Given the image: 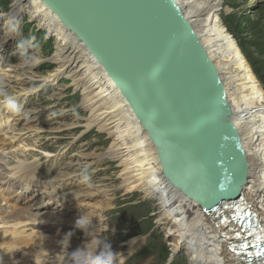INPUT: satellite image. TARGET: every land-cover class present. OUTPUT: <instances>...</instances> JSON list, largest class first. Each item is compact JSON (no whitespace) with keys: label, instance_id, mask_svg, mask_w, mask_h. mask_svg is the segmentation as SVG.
<instances>
[{"label":"bare ground","instance_id":"1","mask_svg":"<svg viewBox=\"0 0 264 264\" xmlns=\"http://www.w3.org/2000/svg\"><path fill=\"white\" fill-rule=\"evenodd\" d=\"M176 1L199 34L224 82L235 115V125L239 130L250 164L249 181L243 193L245 205L256 211V217L264 223V90L235 40L218 21L217 3L207 6V0ZM24 12H27L28 18L35 26H40L49 33L54 44L53 53L46 60L37 49H31L32 54L40 57L38 66L32 67L21 62L15 65L7 64L5 68L0 69V76L4 77L6 84L12 85V90L16 93L23 92V95L28 96L32 89L31 86L26 87L25 82L36 81L38 79L36 77L40 75L37 68L42 62L52 61L54 68L48 75L42 77L43 81L54 83V80L52 81L54 78L56 80L58 77L67 78L69 86L72 85L74 89L79 90L80 105L84 112L77 118L75 124L84 123L83 126L87 129L102 132L105 140L102 142L104 144L102 153L97 151V144L92 143L86 145L87 148H91L88 154L85 152L81 155L78 151L79 153L69 157L67 163L74 169L72 175L66 171L48 169L43 176H40L38 163L24 159L9 170L13 177H20L21 182L14 184L11 179L5 177L6 173L3 174L4 165L0 162V184L5 185L3 190L16 189V186H21L23 189L21 202L23 210L18 212L17 218L23 216L24 221L19 222L11 232L0 233V246L4 247L7 264H14L19 250L25 253V246L30 248V255H33L31 259L37 261L44 260L47 256L58 255L57 252L60 251V259H52L51 263L66 264L65 245L62 244L66 234L58 232L57 235H53L50 232H43L41 221L68 223L66 225L75 228V222L82 215L85 219H92V226L98 228V232L104 235L114 252L122 256L126 255L127 252L118 242L112 224L105 225L102 222L104 220L102 212L108 207H113L115 191L105 186L106 183L102 186L101 181L98 184H94L95 182L85 184L78 176L80 175L78 172L83 173L80 171L81 168L86 169L83 164L89 163H96V166L93 164L96 167L95 171L106 173L109 171L108 167H111L106 166V161L111 162L113 168H118L116 175L110 177L119 185H110L111 188L119 187L124 192H140L141 196L153 199L158 205L157 222L173 239L169 242L171 257L180 248H184L191 264H247L241 260L240 253H236L239 251H233L231 248V242L237 240L233 237L235 232L232 229L233 222L228 224L217 222L206 213L205 209L183 195L166 179L162 172L157 147L119 89L84 43L44 3L40 0H12L9 11L2 16V25H5V28L1 36L7 35L17 26L22 27L21 19ZM15 47L16 52L17 44ZM6 49L7 46L0 48V51ZM15 97L20 103L18 96ZM8 113L11 117L6 121H13L9 126L11 135L9 133L3 135L0 144H3L6 138H10L8 147H12L17 142L18 150L25 157L27 151L30 153L31 147L25 151L26 140L22 139L20 134L24 131L25 133L28 130L32 131V136L29 135L32 139L28 140H34L33 142L36 143L40 137H36L37 133L45 128V122L48 121L35 119V124L30 126L26 118L29 114L23 110L20 114L23 122L22 124L20 122V128L17 126L20 120L16 118L18 115L9 110ZM46 130L55 134L57 132L55 128L50 127H46ZM61 149V153L55 155L56 161L68 154L67 146ZM100 157L103 159L101 163ZM96 160H99V163ZM73 177L78 181L77 190L63 192V188L68 185L73 186ZM80 187H82L81 191ZM93 214L96 218L91 217ZM0 224L7 228L8 219H0ZM70 242L72 243L69 244L68 251L72 252L88 241L83 243L70 239ZM143 242L144 238L132 237L127 241V248L131 252L135 251ZM130 257L131 254L127 256L126 261ZM31 259L21 254L16 258L20 264L30 263ZM252 263L264 264V260L254 259Z\"/></svg>","mask_w":264,"mask_h":264},{"label":"water","instance_id":"2","mask_svg":"<svg viewBox=\"0 0 264 264\" xmlns=\"http://www.w3.org/2000/svg\"><path fill=\"white\" fill-rule=\"evenodd\" d=\"M40 1L119 89L157 147L166 179L217 222H233L232 229L246 236L250 259H262L249 240L252 219L243 193L250 164L233 108L217 66L180 4Z\"/></svg>","mask_w":264,"mask_h":264},{"label":"rangeland","instance_id":"3","mask_svg":"<svg viewBox=\"0 0 264 264\" xmlns=\"http://www.w3.org/2000/svg\"><path fill=\"white\" fill-rule=\"evenodd\" d=\"M11 2L12 0H0V15L1 16L6 15V13L9 11ZM215 3H217L218 5L217 11H216L217 16H218V21L223 25L225 31L230 36H232V38L235 40L238 49L241 51V53L244 56V59L250 65L252 70H254L250 60H248V57H247L250 55L246 53V52H249V51H246L245 49L246 47H248L246 39H244L242 34L231 32L228 29L227 23L228 22H231V24L234 23L233 17H232V14L234 13L237 16L246 15L250 19H253L257 16L263 17L264 16V0H231V1L230 0H207L206 5L210 6ZM21 24L23 26L22 30H23V34L26 40L30 41L33 46L31 49H37L39 52H41L44 59L48 60L51 57L53 50H54V44L52 42L51 37H49V33H47L44 28H41L40 26L39 27L35 26V24L32 23V20L28 18L27 12L23 13ZM242 27L243 25L241 26V28ZM5 37L6 35L4 36L0 35L1 41ZM18 38H19V41H21L23 39V36L19 33ZM9 42H11V39L8 40L7 43ZM5 46H7V44ZM260 60H264V53H263V58H260ZM53 68H54V64L52 61L49 60L48 62H42L41 66L37 68L40 74L39 76L36 77L38 79L36 81H32L31 83L25 82L26 87L31 86L30 89H36V93H34L33 96L29 95V98L24 99L22 101L26 114L30 115L29 117H26L31 123V124L29 123V125L30 126L34 125L35 121L39 119L43 122L45 121H48V122H45V128L40 130L39 133H37L36 137L40 136L38 137L40 141L38 140V142H36L37 144L33 142L34 140H32L31 142L37 145V152L33 154L32 156H29L31 155V153H27L24 159H27L26 161L31 162L32 160L37 158L39 159V161H41L44 167V170L46 171L48 169L53 170L56 167L55 165L56 160H57L56 156L61 153L62 147L67 146L68 154L67 156L62 158V160H65V159L66 160L64 163H61L58 165V169H59L58 171H63V172L66 171V172H69L70 175H72V172H74V169L73 167L69 166V164L67 163V160H70L69 157L73 155L74 153H77L78 151L80 152V154L81 153L85 154V152H87L86 154H88L91 148L89 147L87 148V146L91 145L92 143L94 145L97 144L98 146L97 151L102 153L104 150V147H103L104 144L102 142L105 140V136L102 132H99L98 130H93V129H89L88 134L82 136V134L88 129L83 126L84 123L83 124L81 123L82 125H79L78 123L75 124V122L77 121V118L84 114L83 109L80 105L79 90L77 88L74 89L72 85L69 86V80H67V78L65 77H58V80H56L55 78L52 79V81L54 80L53 81L54 83L43 81L42 77L48 75ZM255 76L256 78L259 77L257 76L256 73H255ZM258 81L260 82L264 90L263 81L259 78H258ZM45 82L49 83L52 87L51 90L48 92L42 90ZM6 86H7L8 91L12 95L17 96L15 94L16 92L12 90L11 84H6ZM17 86H19V84H17ZM50 112L51 114H49ZM22 123L23 122L21 121V124ZM54 123L56 125H54ZM21 124L19 123L18 125L20 126V128H21ZM46 127L55 128L58 133L57 132L56 134L50 133L46 130ZM20 135H21V138L25 140L32 139L31 137L32 131L30 130L26 131V133L24 131ZM25 148H27V146H25ZM39 150L41 151L39 152ZM47 150L52 151V154H56V156H54L52 160H47L42 157L45 155H48L50 157L49 154H43ZM9 157H10L9 161L11 162L10 165L16 164L18 158H22L20 154H17L13 157L11 154H6L4 155L6 162H7V158ZM99 160H96V162L101 163L103 159L100 157ZM93 164L96 166V163H89L88 165L83 164L84 166H86V169H83V168L80 169V171L82 172H84V170H87L88 175L91 176L90 183H86L84 181L83 175L80 172H78L80 174L78 176L80 180H82V182H84L85 184H92L94 182H95L94 184H98L101 181L102 186L105 185L106 183L105 186L109 187L111 190H113V192L115 191L114 193H115L116 200L115 199H114L115 201L113 200L112 208L108 207L106 208L105 211L102 212L103 218H104L102 222L105 223V225L109 223L110 225L112 224L113 228L116 230V237L118 236L117 237L118 242L122 245V248L125 249V252H127L126 255L121 257L120 264H191L188 254L186 253L184 248H180L178 252L172 255L171 257L170 255L171 248L169 246V242L172 239V237H170L166 233L165 228L162 227V225L157 222V211L159 210H158V205L155 204V201L151 198L141 196L140 192H136V191L124 192L119 187L111 188L110 185L112 186L119 185L117 182H115L111 178L116 175V173L118 172V168L117 169L116 167L113 168V165L111 164V162L106 161L105 163L106 166L110 165L111 167H108L110 172L107 171L105 173V171L104 172L99 171V170L95 171L94 168L96 167ZM72 182H73L72 184L73 186L68 185V187L63 188V192L77 190L76 185L78 181L75 179V177L72 178ZM74 182H76V184ZM82 187H80V191L82 190ZM80 217L84 218L83 215ZM91 217L96 218L94 214ZM91 224L93 225V221H91ZM64 227L67 229H72L71 231H66L65 232L66 235L69 232H74V235L71 237V239L77 240V242L81 241L83 243L88 241L89 238L85 236L82 231H79L70 225H67ZM101 236L104 237L102 233H101ZM131 237L144 238V242L140 245V247L132 252L129 251L127 248V241ZM141 248L142 250L140 251ZM57 253L59 257L60 251H58ZM135 253H136L135 256H132V258L130 257L126 261V258L129 254L133 255ZM170 258H171V261H170Z\"/></svg>","mask_w":264,"mask_h":264},{"label":"clouds","instance_id":"4","mask_svg":"<svg viewBox=\"0 0 264 264\" xmlns=\"http://www.w3.org/2000/svg\"><path fill=\"white\" fill-rule=\"evenodd\" d=\"M18 26L9 32L6 37L0 41V48L4 47L8 40L15 38V33L18 32ZM32 44L28 40L17 42L16 55L19 56L21 63L30 64L36 67L40 63V57L32 54ZM0 106L6 107L13 114L19 115L23 111L22 105L18 103L16 97L12 95L6 86L4 77L0 76ZM86 183L91 182V176L87 170L82 173ZM75 229L82 231L87 236L88 242L78 247L75 251L69 252L70 239L74 232H69L62 244L65 245V261L66 264H120L122 254L114 252L111 245L106 241V238L101 236L98 228H94L91 224V218L85 219L80 217L75 222ZM2 264V261H0Z\"/></svg>","mask_w":264,"mask_h":264},{"label":"trees","instance_id":"5","mask_svg":"<svg viewBox=\"0 0 264 264\" xmlns=\"http://www.w3.org/2000/svg\"><path fill=\"white\" fill-rule=\"evenodd\" d=\"M232 17L234 23L228 22V29L233 33L242 34L244 39H246L248 47L245 49L249 51L246 53L250 55L247 56L248 60L252 64L253 72L264 83V60H260V58H263L264 53V16L250 19L246 15L237 16L234 13ZM242 25L243 27L241 28Z\"/></svg>","mask_w":264,"mask_h":264},{"label":"snow or ice","instance_id":"6","mask_svg":"<svg viewBox=\"0 0 264 264\" xmlns=\"http://www.w3.org/2000/svg\"><path fill=\"white\" fill-rule=\"evenodd\" d=\"M237 235H239V233H237ZM248 245L245 244L244 247L246 248ZM258 255H264V253H258Z\"/></svg>","mask_w":264,"mask_h":264}]
</instances>
